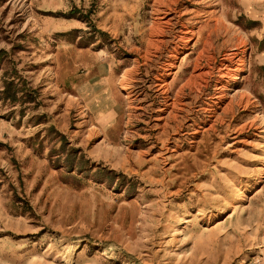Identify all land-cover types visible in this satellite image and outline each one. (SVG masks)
I'll use <instances>...</instances> for the list:
<instances>
[{
    "label": "rangeland",
    "instance_id": "1",
    "mask_svg": "<svg viewBox=\"0 0 264 264\" xmlns=\"http://www.w3.org/2000/svg\"><path fill=\"white\" fill-rule=\"evenodd\" d=\"M262 168L264 0H0V264H264Z\"/></svg>",
    "mask_w": 264,
    "mask_h": 264
},
{
    "label": "bare ground",
    "instance_id": "2",
    "mask_svg": "<svg viewBox=\"0 0 264 264\" xmlns=\"http://www.w3.org/2000/svg\"><path fill=\"white\" fill-rule=\"evenodd\" d=\"M125 79L126 78H123V82H122V84H121V86L123 87V88H126V86H127V83H125ZM127 90V89H126ZM262 169H264V168H262Z\"/></svg>",
    "mask_w": 264,
    "mask_h": 264
}]
</instances>
